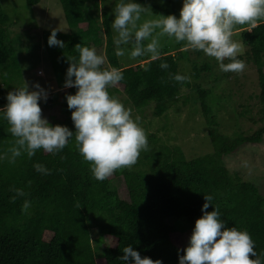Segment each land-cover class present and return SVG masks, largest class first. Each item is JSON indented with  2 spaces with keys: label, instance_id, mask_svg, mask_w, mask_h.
Segmentation results:
<instances>
[{
  "label": "trees",
  "instance_id": "obj_1",
  "mask_svg": "<svg viewBox=\"0 0 264 264\" xmlns=\"http://www.w3.org/2000/svg\"><path fill=\"white\" fill-rule=\"evenodd\" d=\"M40 1L26 0L30 6ZM61 1L72 28L70 33L57 32L64 47L48 45L52 30L43 34L58 88L65 90L57 91L62 95L65 114L60 125L75 132L66 94H75L77 89H65L64 82L68 58L78 60L75 46L85 42L105 43L111 67L123 73V80L109 88L110 95L117 97L125 92L137 109L153 103L158 117L164 116L173 104L188 102L181 88L191 87L192 83L179 71L182 57L162 50L158 59L122 66L115 55L109 15L100 0ZM9 22L0 4V108L7 103V93L22 86L23 77ZM241 35L248 50L237 58L257 67L262 124L253 133H224L214 102L209 99L210 92L200 87L202 113L213 144V150L206 154L187 159L180 145L158 146L159 138L152 133L147 135L148 150L141 152L134 166L117 169L113 179L98 181L92 176L90 162L79 154L74 135L55 154L39 149L31 158L22 153L15 163H10L9 150L15 138L8 132L7 121L0 119V264H123L122 249L128 245L141 257L179 264L185 247L178 246L170 235L192 230L202 215L204 195L213 196V205L207 211L214 206L225 227L247 230L257 254L264 255V194L254 182L231 172L223 160L245 144L264 140V20ZM161 63L168 67L161 68ZM204 68L208 69L209 64ZM176 74L186 79L176 81ZM195 75L200 76L197 66ZM37 163L50 173L36 171ZM118 178L120 186L116 185ZM14 189L23 190L24 195L17 196ZM25 200L31 204L27 212L21 210ZM167 228L169 238L163 234ZM94 229L98 231L96 241L92 237ZM47 231L52 233L49 240Z\"/></svg>",
  "mask_w": 264,
  "mask_h": 264
},
{
  "label": "clouds",
  "instance_id": "obj_2",
  "mask_svg": "<svg viewBox=\"0 0 264 264\" xmlns=\"http://www.w3.org/2000/svg\"><path fill=\"white\" fill-rule=\"evenodd\" d=\"M111 22L115 32L113 45L117 57L129 60L161 56V39L167 37L177 43L183 42L186 50L202 51L214 58L222 72L242 73L245 62L237 57L241 45L233 39L237 25L256 26L264 20V0H182L179 17L153 13L135 0H116ZM49 46L63 48L64 42L57 39V29L48 37ZM78 60L69 59L64 87H75V94H66L68 109L75 132L67 126H52L42 117L38 101L47 99L46 91L38 83L36 90H29L27 83L7 93V103L0 108V119L6 120L8 132L15 138L9 150L10 163L26 153L31 158L37 150L55 154L75 137L79 154L90 162L94 179L103 181L117 169L131 168L141 151L148 150V140L139 124V117L131 112L109 88L123 80V73L116 67L105 68L106 57L94 47L77 44ZM228 63H225V60ZM167 68V63H161ZM147 70V68H145ZM176 81L186 76L176 74ZM0 159H3L0 156ZM36 171L49 174L42 164H34ZM23 196L21 189H14ZM15 200L16 197H11ZM202 215L195 220L184 254L179 264H264V255H258L255 242L247 230L235 226L225 227L219 210L213 206V196L204 195ZM30 201L25 200L21 210L27 212ZM123 264H162L160 259L141 257L131 245L122 249ZM253 257V258H250Z\"/></svg>",
  "mask_w": 264,
  "mask_h": 264
},
{
  "label": "rangeland",
  "instance_id": "obj_3",
  "mask_svg": "<svg viewBox=\"0 0 264 264\" xmlns=\"http://www.w3.org/2000/svg\"><path fill=\"white\" fill-rule=\"evenodd\" d=\"M100 2L107 11L111 23L114 19L112 9L115 7L116 0H100ZM135 2L150 7L153 13L165 16L174 14L177 18L182 7V0H135ZM0 4L11 20L9 29L23 75L22 86L25 81L29 90L32 91L36 90L34 84L38 83L46 91V101H38L42 117L46 118L52 126L60 125L65 119V114L62 95L57 91L65 90L58 88L52 63L44 46L43 34L45 31L53 29L63 33L72 32L62 1L41 0L38 4L30 6L26 0H0ZM250 28L252 26L237 25L234 30L233 39L241 45L240 55L245 54L248 50L242 39V31ZM112 32L114 36L113 29ZM161 44V52L167 50L182 57L179 61V71L186 74L192 83L191 87L181 88V93L188 99V102L184 104L181 100L179 104H173L164 116L158 117L154 114L153 103L143 109H137L127 100L125 92L118 93L116 97L130 110L133 118L139 117V124L144 129L146 136L152 133L157 135L158 146L159 144L168 146L178 144L183 148L187 159L213 150L202 113L200 87L210 92L209 99L214 102L221 130L224 133L228 135H235L238 132L253 133L262 124L259 114V75L255 64L244 61L245 70L239 74L222 72L214 58L207 57L202 51L186 50L183 47V42L177 43L164 37L161 39ZM81 46L94 47L98 54H103L106 57L105 43L103 42H85L81 43ZM149 58L151 56L140 57L133 61L124 56L119 57V60L122 66H129L137 62L145 63L144 60ZM224 62L228 63L229 61L226 59ZM206 64H209L208 69L204 68ZM195 66L200 72L199 77L195 75ZM103 67H111L107 57ZM40 70L44 71L43 75L39 74ZM176 107H180V110L177 111ZM140 157L141 153L137 161ZM223 160L231 172L240 174L246 180H251L264 194V140L258 144H245L236 152L226 155ZM114 177L113 173L110 178ZM116 185H121L120 178L117 179ZM188 232L189 236L184 234ZM191 232L192 230L172 233L170 239L183 248L187 246ZM163 234L169 238V228L164 229ZM45 236L49 240L52 233L47 231ZM92 237L95 241L98 239L97 229L92 230ZM106 243H108V239ZM94 244L97 245L96 242ZM101 246L102 244L99 248ZM96 250H98L97 247Z\"/></svg>",
  "mask_w": 264,
  "mask_h": 264
},
{
  "label": "built area",
  "instance_id": "obj_4",
  "mask_svg": "<svg viewBox=\"0 0 264 264\" xmlns=\"http://www.w3.org/2000/svg\"><path fill=\"white\" fill-rule=\"evenodd\" d=\"M39 74H40V75H43V74H44V71H43V70H40V71H39Z\"/></svg>",
  "mask_w": 264,
  "mask_h": 264
},
{
  "label": "crops",
  "instance_id": "obj_5",
  "mask_svg": "<svg viewBox=\"0 0 264 264\" xmlns=\"http://www.w3.org/2000/svg\"><path fill=\"white\" fill-rule=\"evenodd\" d=\"M11 21V20H10ZM54 88V87H53Z\"/></svg>",
  "mask_w": 264,
  "mask_h": 264
}]
</instances>
